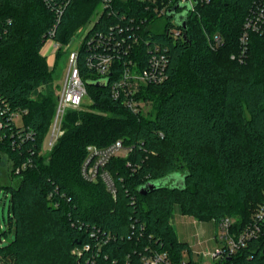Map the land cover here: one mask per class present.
<instances>
[{"label":"trees","instance_id":"1","mask_svg":"<svg viewBox=\"0 0 264 264\" xmlns=\"http://www.w3.org/2000/svg\"><path fill=\"white\" fill-rule=\"evenodd\" d=\"M49 2L0 0V106L28 111L19 132L32 133L11 146L12 129L0 115V147L19 184L0 188L10 195L5 228L0 225V263L142 264L156 249L175 264H200L183 257L192 250L173 228L174 206L198 220L231 216L237 234L264 200V37L252 34L245 58L238 60L252 0L199 1L194 12L172 7L164 17L138 0H114L97 27L135 19L143 42L168 49L167 79L143 87L137 97L149 110L133 113L109 93L119 72L97 80L81 55L91 107L112 115L88 111L86 103L69 110L64 134L44 155L58 94L41 50L55 25L53 39L68 44L75 30L97 15L102 0H73L60 20L55 10L61 0ZM173 27L184 37L169 35ZM136 51L146 59L144 43ZM99 81L106 86H96ZM42 88L46 91L38 92ZM120 139L130 151L106 167L117 189L114 197L102 179L86 181L81 166L89 146ZM29 159L31 165L16 174ZM150 182L159 184L143 194ZM226 264H264V235Z\"/></svg>","mask_w":264,"mask_h":264},{"label":"built area","instance_id":"2","mask_svg":"<svg viewBox=\"0 0 264 264\" xmlns=\"http://www.w3.org/2000/svg\"><path fill=\"white\" fill-rule=\"evenodd\" d=\"M50 3V0H44ZM73 0H61L56 11L57 18L60 20L66 7ZM114 0H102L100 11L94 16V20L90 21V27L82 37V42L78 51L69 52L68 65L62 88L57 95V105L49 131L44 138L43 146L46 143L48 149H52L58 139L64 134L63 121L69 110H81L85 99L88 97L87 85L81 73V55L84 66L92 72L98 79H107L112 73L119 72L118 76L109 83V93L114 100L121 101L133 113H142L143 107L147 104L137 97L141 89L148 85L160 84L167 79V67L169 62L168 49L158 43L152 44L149 40L143 42L142 36L139 34V27L136 26L135 19H131L129 23L116 25H108L103 28L97 27L100 24V17L107 9L111 7ZM123 1V0H120ZM146 5V9L157 17H164L169 9L173 12H194L198 2H209L210 0H138ZM248 9L243 28L239 36L240 53L239 61H243L249 47L252 34H258L264 37V0H252ZM56 25L52 30V34L47 39V43H52L54 53L62 51L66 53L72 43L61 44L53 39ZM183 30L173 27L169 31L175 39L184 37ZM79 34V33H78ZM75 37V36H74ZM73 37V38H74ZM216 45L222 43L219 36H215ZM144 43L146 48V59L135 55L138 51L136 48ZM234 59L235 56H232ZM26 110H14L9 105L0 106V115L5 117L10 126L11 146L19 142L18 139L29 138L31 132H27L23 137L20 132L25 130L24 124L17 123V119H21L26 115ZM3 123L0 122V127ZM20 127V132H19ZM4 137L0 136V142ZM1 145V143H0ZM19 145V144H18ZM87 156L81 166V175L86 181L97 182L103 180L107 189L115 197L117 189L115 182L106 167L114 157L122 156V152L130 151L126 147L123 140H116L113 143L98 147L91 145L87 148ZM8 155L7 152L0 147V158ZM125 155V156H126ZM31 165V160H27L20 167L15 168L16 174H19L27 166ZM131 166V163L127 164ZM264 193V192H263ZM217 227L216 239L219 248L216 251H207L202 254L203 259L209 258L210 264H226L228 258H232L240 249L247 246L249 241L264 235V200L254 210L250 223L237 234L232 233V226L235 218L225 217L220 220H214ZM89 249V246H86ZM193 254V252H192ZM198 256H201L198 254ZM193 260V259H192ZM197 262L196 260H194ZM142 264H175L169 254L164 251L150 250L149 254L142 259ZM182 264H186L184 261Z\"/></svg>","mask_w":264,"mask_h":264},{"label":"rangeland","instance_id":"3","mask_svg":"<svg viewBox=\"0 0 264 264\" xmlns=\"http://www.w3.org/2000/svg\"><path fill=\"white\" fill-rule=\"evenodd\" d=\"M92 20H94V17L93 19H91V21ZM89 23H86V25H80V27L75 30L73 34V37H75H72V43L70 44V47L66 53L61 52V54H59V51L54 53V49H52V43H48L45 48L47 42H45V45L41 50V54L45 56L47 60V65L50 71H52L53 88L57 94L60 92L65 78L69 52L79 50V47L82 42V37L91 25ZM48 48L49 52L47 53L44 50ZM43 91H46V88L38 90V92ZM85 103L87 104L85 109H88V111L107 116L112 115V113L108 110H102L100 108L91 107L93 102L92 100H90L89 97L85 99ZM148 110L149 106L146 105L143 107L142 113H145ZM17 123L21 124L23 122H21V119L18 118ZM51 150L52 149L47 148V144L45 143L43 146L42 153H44V155H48ZM2 155L3 156L0 158V188H6L8 186L18 187V181L12 173L13 162L9 155ZM120 155L125 156L126 152H122ZM9 198V193L6 192L5 189H2L0 192V225H2V229L5 228L4 218L6 219L8 217ZM173 228L176 232L178 239L182 242L187 243L188 246H190V248L193 250V254H191L188 250L184 251V259H193L199 262L200 264H210L212 262L209 258L203 259L202 254L207 251H216L219 248L220 242H218L215 237L217 233V227L216 223L213 220H198L194 216H187L182 213L180 206L177 204L174 206L173 209ZM11 239L12 235H10L6 241H9ZM198 254H200L201 256H198Z\"/></svg>","mask_w":264,"mask_h":264},{"label":"water","instance_id":"4","mask_svg":"<svg viewBox=\"0 0 264 264\" xmlns=\"http://www.w3.org/2000/svg\"><path fill=\"white\" fill-rule=\"evenodd\" d=\"M182 26L186 29V22L185 21L182 23ZM96 86L104 87V86H106V82L105 81H99V82L96 83ZM158 184L159 183L150 182L146 186H143L141 188V192L143 194H147V193L153 191L158 186Z\"/></svg>","mask_w":264,"mask_h":264},{"label":"crops","instance_id":"5","mask_svg":"<svg viewBox=\"0 0 264 264\" xmlns=\"http://www.w3.org/2000/svg\"><path fill=\"white\" fill-rule=\"evenodd\" d=\"M44 51H46L47 53L49 52V48L48 49H45ZM192 250V249H191ZM192 252H193V250H192Z\"/></svg>","mask_w":264,"mask_h":264}]
</instances>
